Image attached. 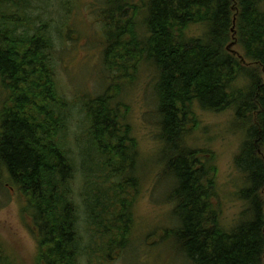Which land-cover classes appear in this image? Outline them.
I'll list each match as a JSON object with an SVG mask.
<instances>
[{"label": "trees", "instance_id": "trees-1", "mask_svg": "<svg viewBox=\"0 0 264 264\" xmlns=\"http://www.w3.org/2000/svg\"><path fill=\"white\" fill-rule=\"evenodd\" d=\"M40 1L0 0V192L6 180L24 200L35 264H111L129 245L139 150L122 95L146 68L156 78L158 159L178 222L170 231L175 249L189 264H264V0H105L102 59L113 76L86 101L76 147ZM224 112L245 134L235 165L246 206L230 229L215 158L191 144L201 113ZM79 171L86 195L77 190ZM0 264H16L1 242Z\"/></svg>", "mask_w": 264, "mask_h": 264}, {"label": "rangeland", "instance_id": "rangeland-1", "mask_svg": "<svg viewBox=\"0 0 264 264\" xmlns=\"http://www.w3.org/2000/svg\"><path fill=\"white\" fill-rule=\"evenodd\" d=\"M104 2L47 0L45 3L41 0L37 3L36 13L44 14L52 22L57 43L53 62L60 89L72 108L68 140L75 147L78 146V137L83 140L85 134L86 101L102 95L113 76L102 59L105 33L100 13ZM155 80L154 73L146 68L138 81L122 95V100L130 108L129 119L139 150V165L134 176L140 190L133 199L131 241L111 264H189L180 250L175 249L171 238L170 231L178 227V222L172 215V205L167 198L169 180L162 175L158 159ZM200 119V128L194 132L191 144L198 149L209 150V160L215 158L220 194L218 204L221 205L223 224L230 229L239 222L246 206L237 196L245 184L235 165L245 134L241 127L238 129L233 125V112L201 113ZM131 164L129 156V166ZM78 177V193L86 195L89 182L86 178L84 180L82 171L78 172ZM4 188L0 192L3 200L0 208L3 254L16 264H35L38 245L21 214L24 200L17 188L6 180ZM82 200L80 197L81 205ZM82 219L85 226V218Z\"/></svg>", "mask_w": 264, "mask_h": 264}, {"label": "bare ground", "instance_id": "bare-ground-1", "mask_svg": "<svg viewBox=\"0 0 264 264\" xmlns=\"http://www.w3.org/2000/svg\"><path fill=\"white\" fill-rule=\"evenodd\" d=\"M235 52V51H234ZM235 54H236V52H235Z\"/></svg>", "mask_w": 264, "mask_h": 264}]
</instances>
